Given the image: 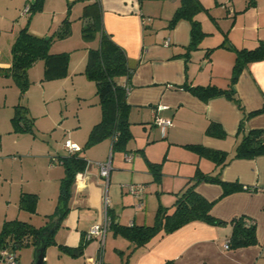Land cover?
Listing matches in <instances>:
<instances>
[{"label": "crops", "instance_id": "obj_1", "mask_svg": "<svg viewBox=\"0 0 264 264\" xmlns=\"http://www.w3.org/2000/svg\"><path fill=\"white\" fill-rule=\"evenodd\" d=\"M199 1L204 8L195 14V19L205 34L197 47L186 54L185 47L191 40L190 22L179 19L170 27L180 0H100L104 31L124 49L129 65L135 68L129 79L126 101L131 106L130 134L137 140L130 142L129 139L123 149H112L110 137L95 143L98 152L92 155L85 170L74 178L69 209L55 230L51 244L72 259H80L82 264H97L98 256L102 262L113 264L116 258L108 257L107 248L117 252L120 264H264V155L229 159L220 168L222 180L239 182L254 190L239 191L218 199L221 185L199 181L195 186L196 192L207 200H217L211 208L214 216L230 220L234 215L244 214L255 220V245L226 248L230 224L212 225L199 220L169 233H157L136 248L110 225L111 222L102 248L99 240L85 237L90 226L103 220L105 214L119 224L122 216L127 218L126 225L147 224L150 213L157 209L154 210V194L159 201L164 193H171L176 198V192L197 172L215 174L218 168L214 162L191 145L225 151L228 157L234 152L238 125L243 118V112L235 102L224 95L202 100L176 86L188 83L226 87L232 75L236 50L253 49L264 42V0ZM28 3L29 0H0V66L11 64V45L24 24L19 18L28 14ZM45 23L44 17L36 12L31 17L29 29L44 36ZM86 58L87 54L81 64L74 66L70 59L68 66L67 76L78 75L82 87H89V82L81 78L87 79L82 73ZM125 81L123 77L122 82ZM232 88L246 111L259 108L264 101V58L247 63ZM159 105L164 108L157 109ZM156 115L171 121L163 133L154 121ZM210 122L219 124L225 135L217 137L207 133ZM244 126L245 129L264 128V113L249 117ZM130 152L134 153L133 157L127 160L126 155ZM107 160H110L111 169L106 185L95 162ZM150 163L160 164L157 178ZM126 183L142 184L141 207H138V199L122 186ZM105 194L109 198L108 206L104 203ZM51 213H44L46 220V215ZM109 232L112 238L107 245ZM82 239L86 244L82 253L76 256L58 246L76 247ZM92 240L98 242L87 245ZM106 256L111 261H107Z\"/></svg>", "mask_w": 264, "mask_h": 264}, {"label": "trees", "instance_id": "obj_2", "mask_svg": "<svg viewBox=\"0 0 264 264\" xmlns=\"http://www.w3.org/2000/svg\"><path fill=\"white\" fill-rule=\"evenodd\" d=\"M45 0H32L27 4L28 19L19 28L18 33L11 45V64L0 66V76L10 77L23 93L29 86L28 69L37 60L43 61V79H58L67 76L69 66L68 52H49L51 36L37 35L30 31L29 24L33 14L43 9ZM199 0H180V5L175 10L170 20L172 27L179 19H186L190 22L191 40L185 47L186 54L196 48L199 41L205 34L195 14L203 9ZM83 25L81 34L84 39L96 37L98 43L95 47H89L87 58L82 73L88 80L95 84V94L100 106V119L92 125L87 135L85 146L93 145L101 140L110 137L112 149H123L131 137L129 130L130 105L126 101V95L130 88L129 79L134 71V66L129 65L124 49L119 46L109 34L104 31L102 25V7L100 0H90L85 3L81 14ZM70 32V21L66 18L56 31L57 37L67 36ZM210 49L207 50V53ZM264 58V42L253 49H237L233 64L232 75L226 87H219L214 84L190 85L183 83L177 88L185 89L202 100H207L215 95H224L227 99L235 102L243 112V118L239 122L236 136L238 141L235 145L232 156L228 157L225 151L204 147L202 145H191L200 154L209 157L217 167L215 174L198 173L189 178L184 186L176 192L172 209L158 206L154 216V222L147 224L122 225L111 220V226L118 229L133 244V248L146 244L157 233H169L191 221L199 220L212 225H228L231 230L228 235V248L237 249L257 244L255 220L244 214L234 215L230 220H224L214 216L211 208L217 200H207L195 190L199 181L217 183L221 185L222 192L218 199L231 193L254 190L244 187L239 182L224 181L220 177V168L233 158L251 159L264 155V128L245 129L244 123L249 117L264 113V101L259 108L246 111L239 98L233 91L232 85L237 79L241 69L249 62ZM125 82H122V78ZM17 107L23 106L17 105ZM20 113L16 109L12 118L16 130L30 129L32 120L26 118L23 126L19 124ZM207 133L221 137L224 136L221 126L210 122L206 129ZM80 151L68 152L59 157L63 166V176L59 181V192L54 211L46 215L44 225L35 226L32 223L21 219H5L0 228V250L2 248L16 249L22 245L35 244L39 236L53 226V218L59 217L54 230L49 234L46 246L54 243L55 230L60 226L61 219L69 209L68 200L72 192V184L75 175L85 170L87 159ZM159 163H150L149 167L155 177L160 175ZM38 197L35 193H22L19 199V207L29 212L36 211ZM115 223V224H114ZM86 244L84 239L76 247H67L62 244L58 246L71 255L76 256L82 253ZM120 254L122 252L120 251ZM1 258V257H0ZM101 264H109L102 262Z\"/></svg>", "mask_w": 264, "mask_h": 264}, {"label": "rangeland", "instance_id": "obj_3", "mask_svg": "<svg viewBox=\"0 0 264 264\" xmlns=\"http://www.w3.org/2000/svg\"><path fill=\"white\" fill-rule=\"evenodd\" d=\"M85 3L78 0H45L44 9L38 12L46 22L45 35L51 36L49 52H68L72 66L81 64L88 48L95 47L98 43L96 37L86 40L81 34V14ZM28 16L26 14L19 19L25 23ZM66 17L70 21V32L59 38L55 33ZM81 78L84 82H89V87L81 86L78 75L45 80L42 59L29 67V86L23 93L10 77H0V228L5 219L16 218L35 225L45 224L44 213H51L57 202L59 181L63 176L59 157L67 152L63 147L66 139L79 144L81 154L88 162L98 152L96 144L85 146L91 126L100 119L95 84ZM17 105L23 106V109ZM16 109L20 113V126L26 123V118L32 120L30 129L16 130L12 121ZM136 140L134 137L130 138V142ZM22 193L37 195L35 212L19 207ZM154 197V210L161 203L162 207H168L171 211L170 205L175 199L173 194L164 193L160 201L157 195L154 194ZM150 215L147 225L154 222L155 212ZM120 221L126 226L127 218L122 216ZM107 238L109 245L111 232ZM92 242L98 241H89L87 245ZM33 248L34 245L30 243L16 249L20 264H34ZM107 249L108 257L111 255L116 258V262L112 263L120 264L117 252L113 248ZM108 257L106 256V260L111 261ZM44 263L82 264V261L72 259L61 253L56 245L49 244L45 249ZM0 264L7 263L0 258Z\"/></svg>", "mask_w": 264, "mask_h": 264}, {"label": "built area", "instance_id": "obj_4", "mask_svg": "<svg viewBox=\"0 0 264 264\" xmlns=\"http://www.w3.org/2000/svg\"><path fill=\"white\" fill-rule=\"evenodd\" d=\"M27 11V8H26ZM164 106L159 105L157 106V109H162ZM155 123L161 127L162 133L165 130V127L171 124V121L169 119L162 118L158 115L155 116L154 119ZM64 148L68 152H75V151H80V146L77 145L76 143L71 142L70 140H66L64 142ZM133 157V154H127L126 159L131 160ZM95 164L99 167V174L101 177L106 179V185H107V180L109 176V171L111 169V164L110 160L104 161V162H95ZM81 172H78L75 176H79ZM122 186H126L127 191L131 193L134 197L138 199V207H141L143 204V186L140 183H126L122 184ZM107 187V186H106ZM104 203L105 206H108L109 203V198L108 195L105 194L104 196ZM111 222L110 216L108 214H105L103 220L96 222L90 226L88 231L86 232V239H97L99 240L100 247H103L104 241H105V236L106 232L108 230L109 224ZM225 247L228 248V241L225 243ZM100 254H101V249H100ZM0 257L6 261L7 264H20L19 263V258L16 253V251L11 250L10 248H2L0 250ZM97 264L102 263V259L100 256L97 257L96 260Z\"/></svg>", "mask_w": 264, "mask_h": 264}, {"label": "water", "instance_id": "obj_5", "mask_svg": "<svg viewBox=\"0 0 264 264\" xmlns=\"http://www.w3.org/2000/svg\"><path fill=\"white\" fill-rule=\"evenodd\" d=\"M59 221V217L55 216L53 218V226L50 227L47 231L43 232L35 244L33 248V260L34 264H45L44 263V254H45V248H46V242L48 239L49 234L54 230L56 224Z\"/></svg>", "mask_w": 264, "mask_h": 264}]
</instances>
